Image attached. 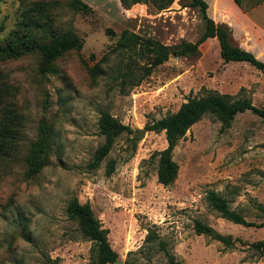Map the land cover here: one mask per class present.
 Masks as SVG:
<instances>
[{
    "label": "rangeland",
    "instance_id": "obj_1",
    "mask_svg": "<svg viewBox=\"0 0 264 264\" xmlns=\"http://www.w3.org/2000/svg\"><path fill=\"white\" fill-rule=\"evenodd\" d=\"M82 1L90 11L78 10L75 0H0V44L14 29L50 38L22 20L46 23L58 34L74 30L84 41L58 57L52 72L41 70L38 52L0 61V264H90L94 242L67 213L74 197L91 203L124 264L167 263L157 242H145L150 228L181 264H264V248L253 245L264 243V211L258 208L264 206V118L246 111L222 130L219 120L205 116L176 146L180 169L170 186L159 183L152 159L168 145L165 132L146 130L189 97L213 92L264 106L262 74L248 62H225L220 44L210 42L198 55L170 57L135 86L151 56L134 53L136 78L124 80L129 52L114 51L122 31L167 45L195 42L205 29L200 10L187 0L161 11L152 3L125 8L121 0ZM104 111L132 133L120 134L100 166L91 168L106 140L99 123ZM43 127L52 131L51 162L30 176L27 161L45 136ZM212 189L254 225L221 217L206 199ZM198 219L242 242L227 246L198 234Z\"/></svg>",
    "mask_w": 264,
    "mask_h": 264
},
{
    "label": "trees",
    "instance_id": "obj_2",
    "mask_svg": "<svg viewBox=\"0 0 264 264\" xmlns=\"http://www.w3.org/2000/svg\"><path fill=\"white\" fill-rule=\"evenodd\" d=\"M160 1V2H159ZM236 4L245 12L250 11L264 0H234ZM174 0H121L125 8H131L138 3H152L157 6L159 11L168 8ZM75 7L80 11H90L91 7L82 0H75ZM187 6L196 7L200 10L205 29L202 35L195 41L183 40L178 44L167 45L154 37H143L133 31L124 29L117 41L114 51L129 52V62L126 70L123 72L124 80L136 78L132 70L131 63L134 60V53L139 50L146 51L151 56V62L143 67L141 76L132 81L133 85H139L140 82L151 75L155 68L164 64L170 57H189L200 53V46L208 38H217L221 48V57L225 62H248L264 76V61L258 59L252 52L235 45L232 41V29L224 23H216L208 14L209 4L206 0H187ZM24 26L37 27L50 33V38L46 41L38 40L30 31H21L14 29L10 33L9 39L0 44V61L11 58H17L29 53L38 52L43 58L41 70L52 72L54 70L53 62L70 50L81 49L84 41L74 30H68L63 33H54L51 27L46 23L31 22ZM96 69L100 70L99 64ZM251 111L254 114L264 118V106H257L253 100L248 97L233 98L228 93L213 92L205 96L189 97L181 104L179 109L173 113L167 114L160 119L154 120L146 125V130L156 133L165 132L167 147L156 151L152 159L158 161V181L164 186L172 185L179 174V163L174 159V150L179 142L187 136L191 128L205 116L211 115L222 124V130L232 126V123L239 113ZM101 133L105 135V142L96 150L91 168L100 166L104 158L110 153L116 138L127 131L132 133V129L113 117L109 112L104 111L100 117ZM5 130V128H2ZM44 138L36 142L29 155L28 174L34 176L51 162L49 153L52 148L51 128L43 127ZM3 145L0 146V149ZM8 155V153H6ZM115 170V163L108 166L107 174L111 175ZM207 202L213 210L218 212L221 217L230 220L236 224L244 226H253L254 222L248 220L242 213L231 208L229 199L217 190H209L206 194ZM260 210L264 211V206L258 205ZM67 213L70 218L79 222V228L83 235L94 242L95 257L90 264H114L119 258L118 252L113 249L109 241V229L103 227L101 220L96 217L90 202L82 203L78 197H74L67 204ZM195 230L198 234L210 236L215 240L223 242L227 246L241 241L239 238H233L230 235H224L218 232L211 225L196 220ZM147 244L158 243V248L164 252L167 259L166 264H181L175 254L169 249L167 242L152 228L148 229L145 239ZM258 248H264V243H254Z\"/></svg>",
    "mask_w": 264,
    "mask_h": 264
},
{
    "label": "crops",
    "instance_id": "obj_3",
    "mask_svg": "<svg viewBox=\"0 0 264 264\" xmlns=\"http://www.w3.org/2000/svg\"><path fill=\"white\" fill-rule=\"evenodd\" d=\"M206 1L209 16L216 23L227 24L232 29L233 43L264 61V1L248 12L243 11L234 0ZM210 42L219 43L217 38H208L200 48Z\"/></svg>",
    "mask_w": 264,
    "mask_h": 264
},
{
    "label": "water",
    "instance_id": "obj_4",
    "mask_svg": "<svg viewBox=\"0 0 264 264\" xmlns=\"http://www.w3.org/2000/svg\"><path fill=\"white\" fill-rule=\"evenodd\" d=\"M145 130L137 132L136 136H142L144 134ZM115 264H124V262L120 259L116 260Z\"/></svg>",
    "mask_w": 264,
    "mask_h": 264
}]
</instances>
